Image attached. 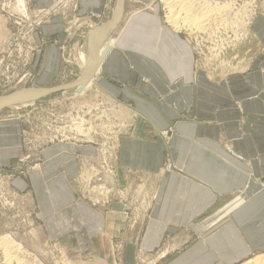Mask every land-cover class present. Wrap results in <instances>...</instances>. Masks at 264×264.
<instances>
[{
  "label": "crops",
  "instance_id": "crops-1",
  "mask_svg": "<svg viewBox=\"0 0 264 264\" xmlns=\"http://www.w3.org/2000/svg\"><path fill=\"white\" fill-rule=\"evenodd\" d=\"M54 1L29 4L49 11ZM76 1L75 16L97 25L109 0ZM57 17L41 31L64 33ZM250 30L257 51L249 70L215 83L196 69L191 47L162 25L157 5L136 9L92 78L99 93L119 100L136 117L134 132L118 142V173L157 179L156 199L139 236L141 252L159 250L167 237L188 227L201 235L199 218L234 193L244 197L212 236L215 251L194 243L169 264L238 262L264 252V4ZM5 31L0 13V45ZM35 40L40 49L32 67L38 64V76L51 79L67 39L47 43L36 35ZM20 132L19 120L0 122V167L23 157ZM80 154L94 155L95 147L69 142L46 147L39 168L18 179L17 188L31 197L47 243L64 248L66 255L71 248L78 258L118 264L129 213L121 203L104 210L77 194Z\"/></svg>",
  "mask_w": 264,
  "mask_h": 264
},
{
  "label": "rangeland",
  "instance_id": "rangeland-1",
  "mask_svg": "<svg viewBox=\"0 0 264 264\" xmlns=\"http://www.w3.org/2000/svg\"><path fill=\"white\" fill-rule=\"evenodd\" d=\"M117 1L107 2L104 15L96 25L87 18L75 16L76 0H55L49 11H35L29 0H0V13L6 25L0 45V97L21 90L59 88L35 100L11 104L0 110V122L20 121L24 153L9 167H0V264H113L103 259L78 258L71 253V248L67 256L64 248L47 243L44 226L36 219L31 197L17 188L18 179L26 177L31 169L39 168L41 152L51 145L69 142L95 147L94 155L80 154V170L74 185L82 199L97 207L107 210L111 203H121L125 206L122 208L127 209L124 253L118 264L177 262L179 254L187 253L188 248L198 242L206 246L204 251H215L212 236L229 221L230 212L244 200L242 193H234L227 203L199 218L197 227L202 230L201 235L188 227L167 237L159 250L141 252L139 236L156 199L157 179L141 173L132 175L129 171L121 175L117 167L119 139L134 132L136 117L125 110L119 100L104 91L99 93L93 81L84 87L66 88L77 81L85 66L79 55V45L86 41L90 31H97L110 22ZM263 4L264 0H124L122 17L107 41L111 46L104 42L100 54L102 56L106 50L104 59L116 43L119 30L131 11L157 5L162 25L191 47L197 61L196 69L206 73L210 81L220 83L249 70L257 51L250 27ZM170 13H178L177 23L170 21ZM52 17L63 22L64 33L53 36L41 31V26ZM181 17L196 23L193 26L188 19L190 23H182ZM36 35L47 43L67 39L51 79L38 76V64L32 67L34 55L40 49ZM235 105L238 106V101ZM125 108L130 110V107ZM263 253L252 254L238 262L224 258L215 264H242Z\"/></svg>",
  "mask_w": 264,
  "mask_h": 264
},
{
  "label": "bare ground",
  "instance_id": "bare-ground-1",
  "mask_svg": "<svg viewBox=\"0 0 264 264\" xmlns=\"http://www.w3.org/2000/svg\"><path fill=\"white\" fill-rule=\"evenodd\" d=\"M115 4L116 5L112 11V16H111L110 22L107 25H105L104 27H100L97 31H90L88 33L86 41L84 43H81V45H79V47H78L79 55L84 60L85 66L82 70L81 75L77 78V81L66 86V88L69 86H74V87L79 86L80 87L81 85L84 87L92 81L93 76L96 75V73L98 72L97 60L100 59V57H101V54H100L101 49L100 48H101V46H103L104 42L106 43L108 41L109 36H111L110 33L114 29L116 23L119 21V18H120L119 16L122 14L121 0H118L117 3H115ZM167 4L170 5V1H168ZM168 17L170 18V21L174 22V23H177L176 19L179 18L178 13L176 15L173 13H170ZM181 18L184 20V21L182 20V23H185V22L190 23L189 21H191L193 26L196 23L192 19H188L186 17H181ZM206 19H208V18L206 17L205 20ZM180 27H182V26H180ZM246 34H248V31H246ZM247 36H249V34ZM96 66H97V69H96ZM48 89L49 88H45V89L40 90L39 88L38 89L35 88V89H30V90H21V91L15 92L11 96L0 97V107L5 106V105L8 106L11 104H16V103L17 104L18 103L23 104V102L35 100L36 98H39L42 95L48 94L49 93ZM146 192H147V190H146ZM263 254H259V255L252 257V258H249V260H246L242 264H264V255Z\"/></svg>",
  "mask_w": 264,
  "mask_h": 264
},
{
  "label": "water",
  "instance_id": "water-1",
  "mask_svg": "<svg viewBox=\"0 0 264 264\" xmlns=\"http://www.w3.org/2000/svg\"><path fill=\"white\" fill-rule=\"evenodd\" d=\"M123 3H124V0H121V11H122V13H123ZM120 18H119V20L121 19V17H122V14L119 16ZM38 89V88H37ZM40 90L41 89H45V88H39ZM59 90V88H57V87H54V88H49L48 89V92H56V91H58ZM4 107H6V105L5 106H1L0 107V110L1 109H3Z\"/></svg>",
  "mask_w": 264,
  "mask_h": 264
}]
</instances>
